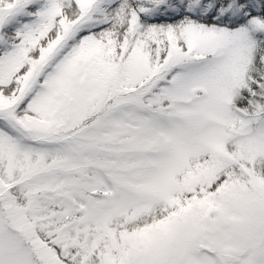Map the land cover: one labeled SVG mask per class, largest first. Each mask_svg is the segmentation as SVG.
Returning <instances> with one entry per match:
<instances>
[{"label":"snow or ice","instance_id":"snow-or-ice-1","mask_svg":"<svg viewBox=\"0 0 264 264\" xmlns=\"http://www.w3.org/2000/svg\"><path fill=\"white\" fill-rule=\"evenodd\" d=\"M0 264H264V0H0Z\"/></svg>","mask_w":264,"mask_h":264}]
</instances>
